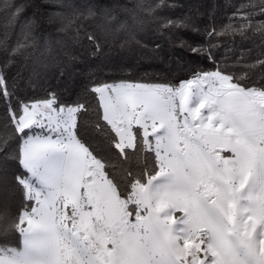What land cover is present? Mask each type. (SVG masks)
Returning <instances> with one entry per match:
<instances>
[{"label": "snow or ice", "instance_id": "obj_1", "mask_svg": "<svg viewBox=\"0 0 264 264\" xmlns=\"http://www.w3.org/2000/svg\"><path fill=\"white\" fill-rule=\"evenodd\" d=\"M256 7L233 31H264ZM91 92L94 141L87 106L55 93L11 110L0 150L11 132L22 201L0 209V264H264V82L217 69Z\"/></svg>", "mask_w": 264, "mask_h": 264}, {"label": "trees", "instance_id": "obj_2", "mask_svg": "<svg viewBox=\"0 0 264 264\" xmlns=\"http://www.w3.org/2000/svg\"><path fill=\"white\" fill-rule=\"evenodd\" d=\"M262 3L0 0V74L12 93L10 101L0 98V137L5 124L11 127L13 108L51 93L59 103L87 106L80 134L94 141L98 101L91 89L97 84H178L195 73L220 69L258 86L264 82V31L248 29L240 35L233 30ZM5 4L15 7L5 12ZM16 8L19 14L12 16ZM262 21L256 7L252 22ZM8 135L11 147L7 153L0 150V209L7 206L16 214L22 193L14 177L21 169L14 158L18 144Z\"/></svg>", "mask_w": 264, "mask_h": 264}, {"label": "rangeland", "instance_id": "obj_3", "mask_svg": "<svg viewBox=\"0 0 264 264\" xmlns=\"http://www.w3.org/2000/svg\"><path fill=\"white\" fill-rule=\"evenodd\" d=\"M118 82H121V81H118ZM118 82H114V83H118ZM127 82L141 83V82H136V81H127ZM109 84H112V83H109Z\"/></svg>", "mask_w": 264, "mask_h": 264}]
</instances>
